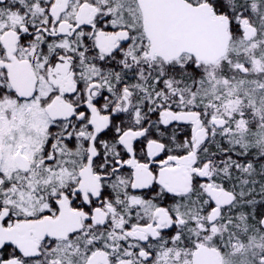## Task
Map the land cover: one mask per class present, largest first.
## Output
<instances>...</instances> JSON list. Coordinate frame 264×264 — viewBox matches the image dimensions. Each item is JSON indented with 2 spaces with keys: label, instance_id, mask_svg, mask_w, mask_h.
Here are the masks:
<instances>
[{
  "label": "snow or ice",
  "instance_id": "snow-or-ice-1",
  "mask_svg": "<svg viewBox=\"0 0 264 264\" xmlns=\"http://www.w3.org/2000/svg\"><path fill=\"white\" fill-rule=\"evenodd\" d=\"M0 264H264V0H0Z\"/></svg>",
  "mask_w": 264,
  "mask_h": 264
},
{
  "label": "water",
  "instance_id": "water-1",
  "mask_svg": "<svg viewBox=\"0 0 264 264\" xmlns=\"http://www.w3.org/2000/svg\"><path fill=\"white\" fill-rule=\"evenodd\" d=\"M200 39L206 46L214 45L215 43V37L212 35L201 36Z\"/></svg>",
  "mask_w": 264,
  "mask_h": 264
},
{
  "label": "flooded vegetation",
  "instance_id": "flooded-vegetation-1",
  "mask_svg": "<svg viewBox=\"0 0 264 264\" xmlns=\"http://www.w3.org/2000/svg\"><path fill=\"white\" fill-rule=\"evenodd\" d=\"M209 47L213 46V45H208Z\"/></svg>",
  "mask_w": 264,
  "mask_h": 264
}]
</instances>
